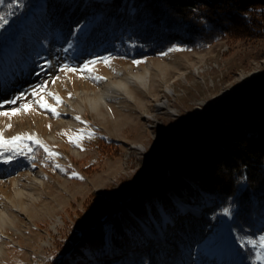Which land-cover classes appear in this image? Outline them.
Returning a JSON list of instances; mask_svg holds the SVG:
<instances>
[{"label": "rangeland", "instance_id": "374dc122", "mask_svg": "<svg viewBox=\"0 0 264 264\" xmlns=\"http://www.w3.org/2000/svg\"><path fill=\"white\" fill-rule=\"evenodd\" d=\"M93 1L103 5L100 0ZM44 4L45 0H37L39 8ZM80 15L70 8L58 9L33 41L35 49L23 61L21 55L17 61L14 59V48L24 31L23 22L0 26V112L25 103L31 105L27 112L0 116V132L5 138L31 134L59 154L49 159L38 144L25 140L23 152L16 146L15 151L4 153L13 159L8 163L0 159V206L6 203L12 213L0 224V264H60L84 228L106 222L132 190L168 170L161 163L168 161L177 140L194 120L209 117L214 108L243 93H249L248 109L263 104L257 85L264 83V34L248 39L224 35L210 44L194 47L174 44L162 52L166 55L138 57L134 52L140 46L134 42H100L97 36L106 34L110 26L89 18L77 20ZM82 30L78 41L72 39ZM90 41L94 44L89 45ZM170 48L174 50L169 51ZM106 56L111 57L109 63L97 60L90 65L91 76L87 71H61L64 65L79 68L85 61ZM133 60L142 62L134 64ZM147 64L153 72L152 85L150 90L141 87L134 91L131 103L140 105H129L137 111L132 121L123 119L128 116V96L124 94L120 102L108 100V107L115 108L113 115L118 114L116 118L106 108L103 114L92 110L77 95L96 90L103 81H117L118 71L135 73ZM163 72L167 73L165 80H159ZM95 76L103 79L92 78ZM45 81L47 91L58 94L62 102L56 104L53 97L40 94L56 107L58 115L41 108L35 103L37 97L32 96V89ZM20 93L24 97L16 104L5 103ZM163 98L167 99V106L159 109L155 103ZM77 134L83 137L79 147L69 142V136ZM73 172L78 175L73 176ZM162 187L170 191L167 186ZM18 189L23 195L18 193L16 197L29 201L26 208L18 207L12 200ZM190 202L180 208L192 209L200 216L202 227L197 224L196 228L203 229L202 238L190 249L181 244L176 231L167 229V238L158 225L152 230L143 223L158 244L154 251L158 261L141 257L136 264H175L177 260L188 264L194 259H202V264H264L255 259L258 237L264 235L262 222L260 229L256 227V235L249 238L229 229L223 210L204 213ZM263 211L264 207L259 213ZM249 240H256V245L247 243Z\"/></svg>", "mask_w": 264, "mask_h": 264}, {"label": "trees", "instance_id": "16d2710c", "mask_svg": "<svg viewBox=\"0 0 264 264\" xmlns=\"http://www.w3.org/2000/svg\"><path fill=\"white\" fill-rule=\"evenodd\" d=\"M100 1L103 5L93 0H45L39 8L37 0H3L0 17L8 24L23 22L15 61L20 55L23 61L35 49L33 41L60 8L81 12L77 20L107 24L106 34L97 36L100 42H134L140 46L134 52L138 57L161 54L174 44L194 47L224 35L248 39L264 34V0ZM79 33L84 31L72 39L78 41ZM257 86L261 106L248 109L249 93H243L193 122L177 140L168 170L132 190L106 222L84 228L60 264H136L141 257L158 261V244L143 223L152 230L158 225L167 238L166 231H176L181 244L191 249L204 232L196 228L200 216L192 209L181 210L188 200L204 213L228 209L224 213L229 229L254 237L256 227L262 226L259 222L264 224V211L259 213L264 207V83Z\"/></svg>", "mask_w": 264, "mask_h": 264}, {"label": "bare ground", "instance_id": "6f19581e", "mask_svg": "<svg viewBox=\"0 0 264 264\" xmlns=\"http://www.w3.org/2000/svg\"><path fill=\"white\" fill-rule=\"evenodd\" d=\"M151 66L150 65H143L138 67V71L135 73H125L122 74L121 72L118 71V74L116 75L119 79L117 81H111V82H105L103 81L102 83H100L97 87L96 90L92 89L89 91H82L79 92L80 90H76V92L78 93L77 95H81V101H86L87 104L89 105V107L92 110H98L100 114H103V108H106V111L110 114H112L113 118L118 117V114L115 113L113 115V112L115 110V108L113 107H108V100H113L114 102H120L122 94H124V96H128V99H126L127 102L126 106L128 112L126 113V115L128 116H123V119H126V117H128L131 121H132V116L133 114L137 113L136 110L132 109L131 107H129V105L134 104L136 106H139L140 103H136L135 101L131 103L134 94V91L137 89L139 90V88L141 89V87H144L147 90H150L151 85L150 81H151V76L153 75V72H151L150 70ZM165 72H163L161 74V77L159 80H165L166 77ZM140 84L138 86V84ZM159 86V84H156L155 87ZM167 88V90H174L173 87H168L165 86ZM156 91V90H155ZM75 92V93H76ZM72 98V97H71ZM166 98L158 100L157 103H155V105L157 106V108L162 109L163 107L167 106L166 104ZM73 103V102H72ZM79 103L77 102V107L79 110L82 109L81 104L78 105ZM120 105V103H118ZM124 105V104H123ZM122 106V105H120ZM144 106V105H143ZM108 109V110H107ZM168 109V108H167ZM169 112H172L171 110H168ZM173 113V112H172ZM175 113V112H174ZM111 116V115H110ZM111 116V117H112ZM146 116V115H145ZM134 117V116H133ZM68 120H73V118H69ZM136 135H140L139 132H136ZM136 146V145H135ZM141 146H136V148L140 149ZM27 189V187H26ZM19 189L15 192L14 197L12 198V200L14 201V203H16V205L18 207L21 208H26L27 205L29 203V201H20L19 198L20 197H16L18 195V193H20L21 195H23L22 192H18ZM16 197V199H14ZM7 217H12V213L8 210V208L6 207V203H2L0 206V224H2L1 220H5V218ZM175 264H185L181 261H176ZM188 264H202V259L196 260L194 259V261L192 263H188Z\"/></svg>", "mask_w": 264, "mask_h": 264}, {"label": "snow or ice", "instance_id": "6c2138e0", "mask_svg": "<svg viewBox=\"0 0 264 264\" xmlns=\"http://www.w3.org/2000/svg\"><path fill=\"white\" fill-rule=\"evenodd\" d=\"M3 0H0V3H2ZM0 21L3 22V24H6L8 21L6 19H4L3 17H0ZM0 26H3L2 24H0ZM174 49H169V51H172ZM167 53H161V55H166ZM111 57H98L89 61H85L83 62L82 65L79 66V68H69L67 65H64L61 68V71H72V72H85L87 71L89 73V75L91 76V73L93 71V69L90 67V65H94L97 63V60L103 61L105 64L109 63ZM134 64H139L142 61L139 60H133L132 61ZM94 79H103V77L100 76H95L92 77ZM55 79H59V77H56ZM55 82V80H53V83ZM47 81L42 82L41 84L36 85L33 89H32V96L37 97V99L35 100L36 104H39L41 108H45L47 109L49 112H51L53 115H58V112L56 110V107L48 104L45 99H44V95H41V92H44L46 95L53 97V99L56 101V104H60L61 98L59 97L58 94L53 93V92H48L47 91ZM69 95H71V93H69ZM24 97V93H20L19 96H17L15 99L9 100V101H5V103L8 104H16L17 101L23 99ZM30 104L29 103H25V104H21L19 108H12L10 111H5V112H0V116H14L17 115L18 113L21 112V110H23L24 112H27L30 109ZM77 120H80V117L77 116L76 117ZM8 127H11V124L8 125ZM82 130H77V133H80ZM91 132H89V137H91ZM83 137L79 134H77L76 136H69V142L75 144L76 146H80L79 141L82 139ZM25 140H31L33 143L38 144L41 148L44 149V151L46 153H48V157L49 159L54 158L55 156L59 155L58 153H55L53 151H51V149L46 146L41 140L35 138L33 135L31 134H27V133H21V134H17L15 136L9 137V138H5L3 133L0 132V159H3L4 163H8L11 159H13L12 156H4L5 152H12L16 150V146H18L20 148V151L23 152L25 149V145H24V141ZM56 167H60L59 165H56ZM63 170V169H62ZM73 176L78 175L77 173L73 172L72 173ZM225 212L228 211V209H224ZM259 240V249H264V235H260L258 237ZM247 243L252 244L253 246L256 245V240H249L247 241ZM256 251L255 254V259L259 260V261H264V252H261L260 250Z\"/></svg>", "mask_w": 264, "mask_h": 264}, {"label": "water", "instance_id": "95a60500", "mask_svg": "<svg viewBox=\"0 0 264 264\" xmlns=\"http://www.w3.org/2000/svg\"><path fill=\"white\" fill-rule=\"evenodd\" d=\"M198 119H200V118L198 117L196 120H194V122L197 121ZM182 134H183V133H182ZM182 134H181V136H182ZM181 136H180V137H181ZM180 137H179V138H180ZM168 160H169V159H168ZM167 162H168V161H167ZM167 162H164V161H163L161 164H167Z\"/></svg>", "mask_w": 264, "mask_h": 264}]
</instances>
